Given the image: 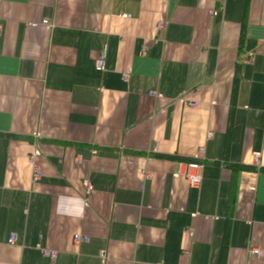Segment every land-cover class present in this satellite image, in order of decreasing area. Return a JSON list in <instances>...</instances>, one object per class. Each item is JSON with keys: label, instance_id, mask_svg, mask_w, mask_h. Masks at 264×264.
<instances>
[{"label": "crops", "instance_id": "obj_1", "mask_svg": "<svg viewBox=\"0 0 264 264\" xmlns=\"http://www.w3.org/2000/svg\"><path fill=\"white\" fill-rule=\"evenodd\" d=\"M0 28V264H264V0H0Z\"/></svg>", "mask_w": 264, "mask_h": 264}, {"label": "built area", "instance_id": "obj_2", "mask_svg": "<svg viewBox=\"0 0 264 264\" xmlns=\"http://www.w3.org/2000/svg\"><path fill=\"white\" fill-rule=\"evenodd\" d=\"M44 23L47 24V21H44ZM0 34H1V28H0ZM105 67H106L105 53L102 52L95 61V68L97 71L103 72L105 70ZM189 104L193 107H197L199 105V103L197 102H190ZM38 155H39V151L36 150L30 156V162L33 165V170H34V173H33L34 181L40 178V169H39V166L37 165ZM201 166H202V163H197L196 166L190 163L187 165L186 171L184 173L188 179L190 186L193 188H198L202 183V176L200 175ZM87 189H88V193H91L94 190V187L93 185L88 184ZM88 240H89L88 237H83L81 235H75V241L78 243L82 241H88ZM9 241L10 243H15L17 241L16 235L14 234L11 235ZM42 251L47 258L55 259L57 256V251L50 250V249H42ZM251 253L253 255H258L260 253V250L259 248H253Z\"/></svg>", "mask_w": 264, "mask_h": 264}, {"label": "trees", "instance_id": "obj_3", "mask_svg": "<svg viewBox=\"0 0 264 264\" xmlns=\"http://www.w3.org/2000/svg\"><path fill=\"white\" fill-rule=\"evenodd\" d=\"M194 163H196V161H195ZM224 249H225V248H224Z\"/></svg>", "mask_w": 264, "mask_h": 264}]
</instances>
